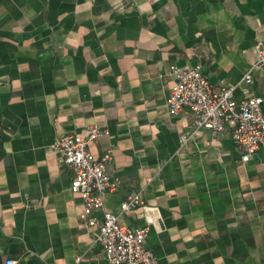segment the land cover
<instances>
[{
  "label": "crops",
  "instance_id": "crops-1",
  "mask_svg": "<svg viewBox=\"0 0 264 264\" xmlns=\"http://www.w3.org/2000/svg\"><path fill=\"white\" fill-rule=\"evenodd\" d=\"M263 44L264 0H0V264H108L54 148L95 123L90 150L119 180L104 208L140 192L158 208L159 264H264V150L243 161L229 125L183 140L196 115L167 105L171 66L200 63L214 91L241 82L234 97L264 109V72L242 81Z\"/></svg>",
  "mask_w": 264,
  "mask_h": 264
},
{
  "label": "built area",
  "instance_id": "built-area-1",
  "mask_svg": "<svg viewBox=\"0 0 264 264\" xmlns=\"http://www.w3.org/2000/svg\"><path fill=\"white\" fill-rule=\"evenodd\" d=\"M170 69L175 78V86L167 98L170 114L176 115L187 108L196 115L193 131L184 135L183 140L204 128L219 134L229 125L233 128L235 140L245 151L243 161L249 160L257 150H264L261 97L237 100L234 91L241 82L214 91L200 63L185 66L173 64ZM255 69L264 72V44L257 49V61L245 73L242 81L251 83ZM88 132V136L62 135L54 143L55 150L74 169L70 188L83 199L81 218L89 226L98 228L95 242L102 245L108 264H159V258L146 245L149 230L157 228L160 223L158 208L145 203L142 192L128 195L122 201L118 214L104 208V194L117 190L119 180L112 178L107 171L112 153L105 152L96 157L89 147L106 134V129L95 123L88 126ZM135 210H142L145 224L139 227L121 224L120 216ZM97 213H101L100 218L95 216ZM15 263V260L6 261V264Z\"/></svg>",
  "mask_w": 264,
  "mask_h": 264
}]
</instances>
